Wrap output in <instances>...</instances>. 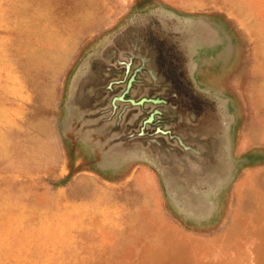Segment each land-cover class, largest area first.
<instances>
[{
	"label": "rangeland",
	"instance_id": "1",
	"mask_svg": "<svg viewBox=\"0 0 264 264\" xmlns=\"http://www.w3.org/2000/svg\"><path fill=\"white\" fill-rule=\"evenodd\" d=\"M0 264H264V0H0Z\"/></svg>",
	"mask_w": 264,
	"mask_h": 264
},
{
	"label": "crops",
	"instance_id": "2",
	"mask_svg": "<svg viewBox=\"0 0 264 264\" xmlns=\"http://www.w3.org/2000/svg\"><path fill=\"white\" fill-rule=\"evenodd\" d=\"M256 219L258 220V217ZM254 235L256 237L254 238L253 241L241 240L242 242H245V243L243 244L244 249L242 247L240 248V244H239V256H240L239 262H244V261L247 262V260H251V258H250L251 254L253 256L254 263L257 261V254H256L257 248L256 247L258 246V238H257V234L255 232H254ZM178 243L179 244L177 246H175V250H178L177 248L182 250V246H184V245L186 246V244L184 243L183 240L182 241L180 240ZM146 246H147V244H146ZM158 247L160 249L164 248V246L161 243L158 244ZM243 250H245V251H243Z\"/></svg>",
	"mask_w": 264,
	"mask_h": 264
}]
</instances>
